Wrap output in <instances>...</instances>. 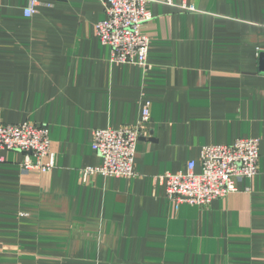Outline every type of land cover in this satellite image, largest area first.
Segmentation results:
<instances>
[{
    "label": "crops",
    "instance_id": "1",
    "mask_svg": "<svg viewBox=\"0 0 264 264\" xmlns=\"http://www.w3.org/2000/svg\"><path fill=\"white\" fill-rule=\"evenodd\" d=\"M0 0V124L48 130L54 168L0 151V264H264V0L148 5V67L108 61L99 0ZM149 121L135 176L95 175L92 133ZM259 142L257 174L206 207L169 201L165 173L203 146Z\"/></svg>",
    "mask_w": 264,
    "mask_h": 264
},
{
    "label": "built area",
    "instance_id": "2",
    "mask_svg": "<svg viewBox=\"0 0 264 264\" xmlns=\"http://www.w3.org/2000/svg\"><path fill=\"white\" fill-rule=\"evenodd\" d=\"M104 6L105 17L94 26V34L100 44L108 49V61L115 64L148 67L150 39L144 33V25L151 20L150 4L174 6L187 12H195L191 4H175L173 0H99ZM35 2L24 9L30 17ZM149 121L147 105L141 110L136 125L120 129H100L92 133V150L101 158L98 167L82 170L84 179L95 175L104 178H132L135 176L134 159L136 145L142 130ZM0 151L19 152L22 172L48 173L54 168V154L48 130L31 122L18 125L0 124ZM259 142L242 138L231 145H209L200 149V171L196 162L189 161L184 172L165 173L159 181L165 184L169 201L206 207L212 201L224 199L237 191L241 179H251L257 174ZM0 162L1 159H0Z\"/></svg>",
    "mask_w": 264,
    "mask_h": 264
}]
</instances>
